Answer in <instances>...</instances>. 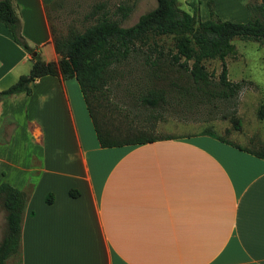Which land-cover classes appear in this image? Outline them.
Segmentation results:
<instances>
[{
  "label": "crops",
  "instance_id": "1",
  "mask_svg": "<svg viewBox=\"0 0 264 264\" xmlns=\"http://www.w3.org/2000/svg\"><path fill=\"white\" fill-rule=\"evenodd\" d=\"M11 2L34 51L0 23V90L58 59L47 7L65 0ZM30 88L0 100V183L28 196L19 264H264V159L203 129L102 147L75 78Z\"/></svg>",
  "mask_w": 264,
  "mask_h": 264
},
{
  "label": "trees",
  "instance_id": "2",
  "mask_svg": "<svg viewBox=\"0 0 264 264\" xmlns=\"http://www.w3.org/2000/svg\"><path fill=\"white\" fill-rule=\"evenodd\" d=\"M199 0H190L192 9H182L178 0H156V6L142 13L137 21L123 26L135 7V2L119 3L113 10L101 1L94 5L88 17L94 22L83 30L71 28L65 35H55L53 44L58 59L45 61L37 53L27 74L5 89L0 90V100L19 92L30 93V83L45 75L62 79L75 78L92 118L100 146L143 143L154 136L118 140L111 132L101 128L98 122L99 102L105 96L111 80L119 74L120 65L132 63L138 66L137 85L139 104L152 110L167 108H200L207 112L218 111L230 120L235 130L242 126L236 115L237 98L243 81L228 78L225 62L227 56L236 54L234 38L255 40L264 46V0H248L246 8L250 18L245 22L222 20L214 11V1L209 0L210 16L201 19ZM56 6V2L47 7ZM0 23L10 32L13 40L27 52L34 49L21 33V24L11 0H0ZM162 37H169L172 46L166 48ZM218 59L221 71L217 76L207 70L205 61ZM98 107V112L95 106ZM98 105V106H97ZM264 117V109L259 110ZM204 130V129H203ZM216 138L235 145L264 159V145L252 149L209 130ZM77 196L76 190H70ZM27 194L6 181L0 183V209L4 212L5 226L0 240V264L18 253L21 240V224ZM52 194L46 202L51 203Z\"/></svg>",
  "mask_w": 264,
  "mask_h": 264
},
{
  "label": "rangeland",
  "instance_id": "3",
  "mask_svg": "<svg viewBox=\"0 0 264 264\" xmlns=\"http://www.w3.org/2000/svg\"><path fill=\"white\" fill-rule=\"evenodd\" d=\"M101 1L105 2L110 10L119 3L135 2V7L129 17L123 21V26L132 25L142 13L156 6V0H65L64 6L47 9L55 35H65L71 28L83 30L92 24L94 18L87 15L94 5ZM189 2L190 0H178L182 9L191 12ZM225 5L226 3L223 2L217 7L220 9L219 12L214 3V11L220 19L238 22L250 18L248 11L245 10L248 16L243 17L237 12V8L226 9ZM198 9L200 18H209V0H199ZM161 43H164L166 48L172 46L169 37H162ZM232 43L236 47V54L227 56L225 62L228 78L234 82L243 81V88L236 105V115L242 121L240 130H235L230 120L222 118L220 112L208 113L204 107L175 106L176 111L174 108H167L159 112L142 106L139 104L136 78L139 73L138 66L132 63L117 67L119 74L107 85L105 96L97 100L100 105L99 112L94 104L100 127L108 129L112 137L118 140L190 134L204 129L231 139L239 145L258 149L264 145V117H259V110L264 109V46L251 39L234 38ZM205 65L214 76L221 71V61L218 59L207 60ZM4 226V212L0 209V240ZM6 264H19V253L9 257Z\"/></svg>",
  "mask_w": 264,
  "mask_h": 264
},
{
  "label": "water",
  "instance_id": "4",
  "mask_svg": "<svg viewBox=\"0 0 264 264\" xmlns=\"http://www.w3.org/2000/svg\"><path fill=\"white\" fill-rule=\"evenodd\" d=\"M33 55H35V53H33Z\"/></svg>",
  "mask_w": 264,
  "mask_h": 264
}]
</instances>
